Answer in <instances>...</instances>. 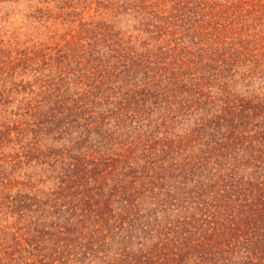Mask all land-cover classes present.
<instances>
[{
  "label": "trees",
  "instance_id": "obj_1",
  "mask_svg": "<svg viewBox=\"0 0 264 264\" xmlns=\"http://www.w3.org/2000/svg\"><path fill=\"white\" fill-rule=\"evenodd\" d=\"M223 42L211 51L182 48L171 59L160 46L107 64L106 74L94 48L91 88L55 97L53 107L38 111L29 129L34 141L22 147L33 158H52L68 182L66 192L33 199L39 219L53 220L51 264H264V99L230 98L224 72H234L242 45ZM244 61L239 65L249 70L250 59ZM215 83L221 98L205 91ZM157 95L149 111L159 114L155 122L194 115L190 134L179 140L191 144V153L180 163L143 168L127 184L98 153L112 137L109 116L117 111L119 141L129 140L127 113L139 114ZM139 142L126 141L128 151Z\"/></svg>",
  "mask_w": 264,
  "mask_h": 264
},
{
  "label": "rangeland",
  "instance_id": "obj_2",
  "mask_svg": "<svg viewBox=\"0 0 264 264\" xmlns=\"http://www.w3.org/2000/svg\"><path fill=\"white\" fill-rule=\"evenodd\" d=\"M154 2L0 0V264L52 262L48 225L53 220L39 219L35 212L38 203L33 199L44 202L61 188L66 192L68 182H61L52 158H33L22 146L30 149L32 122L38 111L54 106L53 98L76 97L91 88L93 81L88 78L95 76L89 73L95 63L90 55L94 48L106 74L107 64L118 65L136 53H155L160 46L170 50L166 55L171 59L170 55L182 48L211 51L219 47L217 42L220 46L226 45L223 41L236 43L242 45L237 66L234 72H224L228 74L230 98L264 99V0ZM219 36L223 41L216 42ZM67 55L69 59L64 60ZM245 58L250 59L249 70L239 65ZM254 60L258 61L256 66ZM80 73L85 77L81 79ZM104 87L113 98L109 86ZM207 90L211 98L222 97L217 83ZM159 100L158 95L151 98L153 103L147 102L139 114L127 113L124 129L128 130L123 139L129 140L119 141L117 111L109 116L112 137L98 153L109 157V168L122 182L133 183L139 171L163 160L183 162L191 153V144L179 140L190 134L194 115L165 123L160 117L155 122L159 114L149 111ZM132 139L140 142L129 152L130 145L125 142ZM47 146L54 145L48 141Z\"/></svg>",
  "mask_w": 264,
  "mask_h": 264
}]
</instances>
